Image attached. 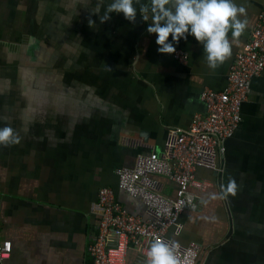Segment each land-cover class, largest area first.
Masks as SVG:
<instances>
[{"label":"crops","instance_id":"obj_1","mask_svg":"<svg viewBox=\"0 0 264 264\" xmlns=\"http://www.w3.org/2000/svg\"><path fill=\"white\" fill-rule=\"evenodd\" d=\"M111 2L0 0V127L20 136L19 144L0 147V247L12 245L0 264H92L101 223L93 208L102 189L145 216L143 202L119 190L117 169L161 152L171 129H187L206 112L201 95L226 89L264 12V0H235L246 9L247 27L213 71L191 35L173 45L186 63L160 54L147 32L151 17L138 14L133 24L114 13L101 24L93 13L99 5L102 16ZM225 147L223 172L197 171L213 186L194 191L198 210L184 212L182 233L171 228L169 237L198 244L197 264H264V73ZM157 179L175 198V186ZM230 179L236 194L220 199ZM146 259L132 248L126 263Z\"/></svg>","mask_w":264,"mask_h":264},{"label":"built area","instance_id":"obj_2","mask_svg":"<svg viewBox=\"0 0 264 264\" xmlns=\"http://www.w3.org/2000/svg\"><path fill=\"white\" fill-rule=\"evenodd\" d=\"M174 57L188 61L184 51ZM264 73V12L251 40L236 57L223 92L206 90L201 95L204 114L194 115L189 128L171 129L161 152L140 155L134 167L117 169L119 190L139 199L145 205V216L132 214L119 201L117 191L102 189L93 213L101 219L99 234L89 254L92 264H127V252L137 248L147 257L155 240L172 241L169 230L180 235L181 215L198 210L197 195L213 186L200 180V169L222 173L219 161L226 152L225 141L238 130L242 109L252 91L253 81ZM158 177L168 179L175 186V198L163 190ZM179 244L181 264H197L201 247L196 243ZM12 245L0 247V259L10 257Z\"/></svg>","mask_w":264,"mask_h":264},{"label":"clouds","instance_id":"obj_3","mask_svg":"<svg viewBox=\"0 0 264 264\" xmlns=\"http://www.w3.org/2000/svg\"><path fill=\"white\" fill-rule=\"evenodd\" d=\"M138 6V7H137ZM123 14L130 23H135L139 14L143 21L151 22L148 34L156 35L158 52L172 55L176 52L174 44L188 35L203 45L204 58L209 69L215 71L222 66L232 54L233 42L244 33L247 20L246 9L235 0H112L104 14H99V5L94 15H98L103 24L111 19L112 14ZM94 24L89 20V25ZM231 32L233 40H229ZM171 36L172 42H169ZM20 143L19 134L11 127H0V147H10ZM236 184L229 180L222 188L220 199L235 196ZM213 198H216L215 196ZM177 241L151 243L145 264H181L178 258Z\"/></svg>","mask_w":264,"mask_h":264}]
</instances>
